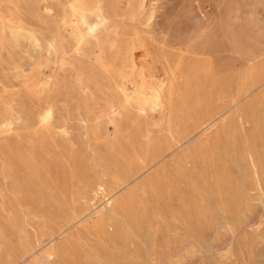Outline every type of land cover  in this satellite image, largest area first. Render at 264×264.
<instances>
[{"label": "rangeland", "instance_id": "1", "mask_svg": "<svg viewBox=\"0 0 264 264\" xmlns=\"http://www.w3.org/2000/svg\"><path fill=\"white\" fill-rule=\"evenodd\" d=\"M74 3L0 0V264H264V0Z\"/></svg>", "mask_w": 264, "mask_h": 264}, {"label": "bare ground", "instance_id": "2", "mask_svg": "<svg viewBox=\"0 0 264 264\" xmlns=\"http://www.w3.org/2000/svg\"><path fill=\"white\" fill-rule=\"evenodd\" d=\"M74 4L75 6L73 7L74 8L73 14L67 17L66 20L69 22V24L72 25V27H74L75 30H78L80 28L84 32L85 36L90 37V36L95 35V33L99 31L105 25V22L107 19L106 14L103 10V7L100 4V0H75ZM77 34L79 35V42L82 41V37L80 36V34L78 32ZM33 40L36 42L37 38L33 36ZM47 51H49L48 55H51L52 57L55 56V51L51 50V46L50 48H47ZM127 62L128 64H137V61L133 60L131 57L127 59ZM158 83H159L158 85L151 88V92H152L153 106L160 107L162 106L161 104L163 101V95H162L163 86L166 84V82L160 81ZM168 85H169V82H168ZM32 86H33V83H32ZM209 88L212 91L217 89L219 93L224 92L222 85H215L212 82L209 83ZM240 94H241V91L238 88V90L236 91V94L230 97L229 99V102H231V100L233 101V103L231 102L232 104L230 103V105L229 104L223 105L213 110V112L210 113V117L208 118V120L201 121V123L199 124L203 125L207 122L206 123L207 126L213 125L215 121H217V119L221 118V116L230 109L231 106H233L240 100ZM54 116H55V106L51 103H48L45 106H43L41 110L37 113L36 120H37V123L41 125L42 127H49L52 125ZM238 121L241 124L243 123L244 118L241 115H239ZM65 132L66 130L63 129V133ZM247 158L249 160L253 178L256 184L260 185L261 184L260 175H259L258 167L256 165V162L254 161L252 153H248ZM154 160L155 159H153L152 161ZM149 163L150 162L144 163L142 168L149 167L148 166ZM104 188L105 187L102 183H99L96 187L97 191L104 190Z\"/></svg>", "mask_w": 264, "mask_h": 264}]
</instances>
